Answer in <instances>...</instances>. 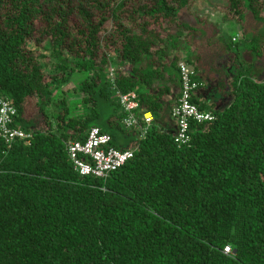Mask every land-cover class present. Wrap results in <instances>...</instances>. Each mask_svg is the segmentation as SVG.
Wrapping results in <instances>:
<instances>
[{
  "label": "trees",
  "instance_id": "1",
  "mask_svg": "<svg viewBox=\"0 0 264 264\" xmlns=\"http://www.w3.org/2000/svg\"><path fill=\"white\" fill-rule=\"evenodd\" d=\"M225 1L219 18L241 25L239 40L214 39L218 23L194 15L192 0H0V97L17 108L12 126L32 134L0 136V264H264V0ZM102 44L113 52L98 55ZM214 57L223 72L208 85L222 93L203 104L198 61ZM181 60L201 83L192 102L216 119L192 123L179 146ZM76 72L89 76L73 103L62 87ZM117 91H136L137 113H153L144 138L121 123ZM93 126L135 147L107 178L80 175L67 152Z\"/></svg>",
  "mask_w": 264,
  "mask_h": 264
},
{
  "label": "built area",
  "instance_id": "2",
  "mask_svg": "<svg viewBox=\"0 0 264 264\" xmlns=\"http://www.w3.org/2000/svg\"><path fill=\"white\" fill-rule=\"evenodd\" d=\"M236 38H234L235 40ZM181 93L178 104L173 107L172 117L176 121V134L174 140L179 146L189 145L191 141L192 123H210L216 119V115L210 111L200 110L192 102L194 91L201 83L196 80V70L184 60L179 62ZM117 67L110 66L109 79L115 83ZM117 99L126 114L121 123L126 129L136 128L139 138H144L153 124L154 115L151 111H137L140 103L136 91L121 93L117 91ZM17 108L7 98L0 97V136L7 143L15 139H28L32 134L17 127H13ZM140 114V115H139ZM112 136L98 126H93L84 141L69 140L66 143L68 155L74 169L82 176H94L107 178L110 173L118 170L134 157L135 147L122 150L112 144ZM230 245L224 248V253L231 254Z\"/></svg>",
  "mask_w": 264,
  "mask_h": 264
},
{
  "label": "rangeland",
  "instance_id": "3",
  "mask_svg": "<svg viewBox=\"0 0 264 264\" xmlns=\"http://www.w3.org/2000/svg\"><path fill=\"white\" fill-rule=\"evenodd\" d=\"M193 1V5L191 8V12L196 15L199 19H204L206 21H208L209 23H218V30H219V34L223 35L225 34L228 37H232L233 40V36L237 38V40H239L240 38V34H244L241 28V25H239L236 21H233L230 24H223L221 22V18H219L220 16H222V14L224 13V11L222 10L221 7H223L224 5H226V1L225 0H192ZM224 15V14H223ZM76 22V21H75ZM37 25L39 27H43L44 21L42 19H38L36 21ZM159 23L161 24V28H168V32L169 29H171L172 27L169 25V22H162L159 21ZM157 25V24H156ZM170 26V27H169ZM250 26L252 27V25L250 24ZM255 26V25H254ZM106 27H113L114 28V24L112 21H109L106 24ZM112 28V29H113ZM252 29H250L249 31H251ZM167 32V33H168ZM239 34V37L237 36V34ZM164 36L166 35V31L162 33ZM248 36V33H245ZM36 36H40V33L37 32ZM36 38V37H35ZM47 38H50L48 36H42V40L44 41L43 43H45L46 40H48ZM33 47V42L29 44V47ZM113 46L110 44L109 46H106L104 44L101 45L100 50L98 51V55L104 54L106 52H113ZM52 62V61H51ZM223 72V68L220 67L219 70L215 71L216 76L220 75V73ZM87 76H89L87 73H78L76 72L73 75L72 81L66 85H64L62 87L63 92H68L67 93V98L70 100L69 102L73 101V103L80 99L79 96L75 93L74 88L76 86L79 85L80 81H82V79L86 78ZM207 77L209 78L210 76L207 75ZM221 79V78H220ZM220 82V81H219ZM218 83L215 82V85H217ZM209 86V85H208ZM74 91V92H73ZM219 93H222V90L219 91ZM61 92L57 93V97L61 96ZM36 101V99H35ZM50 108L54 110V106L52 104H50ZM36 108L32 110V112H30V116L35 112ZM46 113H48V108L46 109ZM112 110L111 108L109 109V111ZM35 114V113H34ZM107 114V112H106ZM36 115V114H35ZM45 118V117H44ZM97 124H103V119L102 120H97L96 121Z\"/></svg>",
  "mask_w": 264,
  "mask_h": 264
},
{
  "label": "crops",
  "instance_id": "4",
  "mask_svg": "<svg viewBox=\"0 0 264 264\" xmlns=\"http://www.w3.org/2000/svg\"><path fill=\"white\" fill-rule=\"evenodd\" d=\"M219 37H221V35L219 34V30H217V32L214 31L213 32V38L218 39ZM183 55L186 56V58H188V57L194 56L195 54H194L193 50H191V51H188L187 53H185ZM198 65H199V67H198L199 68V75H200V77H202L204 79L205 83L203 82L204 85L202 84L203 87L197 91V95H198V97L200 96L199 97L200 101L203 104H206V102L209 103L212 100V98L215 99V98L221 97V93L216 92L214 89H209L208 81L210 80V78L211 79L214 78L213 80L216 82L217 78H216L215 71L219 70V68L222 67V64L220 63V57L219 58L214 57V59H212L211 61H207V62H204L203 59H201L198 61ZM207 75L210 76L209 79L207 78ZM207 90H209V91L206 93ZM179 91H180V88H179L178 92ZM223 91L226 92L225 89ZM172 92H173V90H172ZM167 98L169 100L172 99V95H168ZM105 107L106 108L104 109V111L107 112V114L112 113V110L109 111L110 108H108L107 105ZM130 139H132L131 136L128 137L125 135V140H126V142L129 140L128 144L131 147L132 146V140H130Z\"/></svg>",
  "mask_w": 264,
  "mask_h": 264
}]
</instances>
